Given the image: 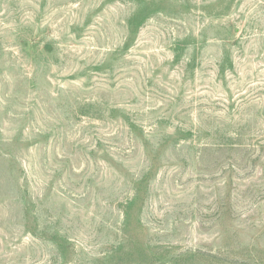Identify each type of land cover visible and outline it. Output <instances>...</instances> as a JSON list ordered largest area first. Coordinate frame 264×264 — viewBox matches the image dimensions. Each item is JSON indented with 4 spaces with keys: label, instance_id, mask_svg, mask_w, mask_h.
<instances>
[{
    "label": "rangeland",
    "instance_id": "obj_1",
    "mask_svg": "<svg viewBox=\"0 0 264 264\" xmlns=\"http://www.w3.org/2000/svg\"><path fill=\"white\" fill-rule=\"evenodd\" d=\"M0 264H264V0H0Z\"/></svg>",
    "mask_w": 264,
    "mask_h": 264
}]
</instances>
